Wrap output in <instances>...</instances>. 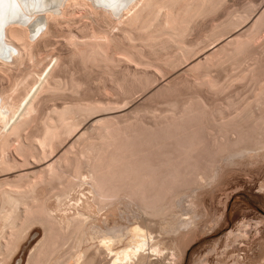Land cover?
Listing matches in <instances>:
<instances>
[{"label":"bare ground","instance_id":"obj_1","mask_svg":"<svg viewBox=\"0 0 264 264\" xmlns=\"http://www.w3.org/2000/svg\"><path fill=\"white\" fill-rule=\"evenodd\" d=\"M110 2L0 0V264L38 226L27 264H179L156 222L263 140L264 8ZM119 204L127 237L92 222Z\"/></svg>","mask_w":264,"mask_h":264},{"label":"rangeland","instance_id":"obj_2","mask_svg":"<svg viewBox=\"0 0 264 264\" xmlns=\"http://www.w3.org/2000/svg\"><path fill=\"white\" fill-rule=\"evenodd\" d=\"M244 1L246 0H240L242 3ZM247 2H249V6L252 2L254 3L257 7L256 12L254 11L256 14L264 8V0H251V2L247 0L245 3L247 4ZM230 3L229 5L232 6ZM234 8L231 7L230 9ZM219 10L218 12L215 11L216 14L213 13V16L209 15V18L205 16L206 20L202 17V23L217 24L223 21L225 19V17L221 18L223 11ZM73 15L71 21L75 22H72V27L82 23V21H87L86 17L82 16L81 13L79 14V10H76ZM78 16L80 18H77ZM75 18L76 20H74ZM245 26H243L244 29ZM240 29L244 30L242 27L236 30L241 32ZM196 31L195 34L200 32L199 29ZM198 36H201V32ZM54 37L53 40L57 43L54 42L55 44L50 46L59 47L60 36ZM260 58L264 60L262 56ZM19 68L22 69L23 66L21 65ZM247 84L250 86V83H245L244 86L238 88L245 92V88L248 87ZM242 90L236 89L238 96L243 95ZM235 94L232 96L237 99V94ZM261 133L264 135V132ZM262 134L259 136L261 137ZM261 139L263 140L259 142L258 148L256 146L253 151H243L238 155L236 154V157L233 155L221 167L218 166L214 170L213 181L210 180L207 184L197 185L195 188L193 185L194 190L190 188L188 192L196 193L194 194L195 197L183 195L182 198L181 196L178 197L179 199L176 198L171 208L169 206V210L167 209L171 212H165L168 216L165 215L166 217L163 218V215L162 220L156 222L157 225L154 226L156 232L154 231L152 236H156L161 241L158 245L159 248H163L173 239V246L179 251H183L179 264H264V136ZM124 205L127 206L128 204H122V206L119 204L111 216L93 217V224L101 228L115 227L118 231L120 230V233H125L124 237H127L126 230L138 221V218L134 208L132 209L133 206L128 205L129 208H127ZM95 218L97 219L94 220ZM184 222L188 223L185 224ZM42 237V230L38 226L22 240L12 259L6 264H27L30 251ZM163 253L166 251L163 250ZM152 257L155 259L153 255L151 259H153ZM167 258L170 257L167 256ZM163 262L167 264L168 261L165 259Z\"/></svg>","mask_w":264,"mask_h":264},{"label":"snow or ice","instance_id":"obj_3","mask_svg":"<svg viewBox=\"0 0 264 264\" xmlns=\"http://www.w3.org/2000/svg\"><path fill=\"white\" fill-rule=\"evenodd\" d=\"M35 4H36V6H39L41 4V0H35ZM106 6H112L110 0Z\"/></svg>","mask_w":264,"mask_h":264},{"label":"water","instance_id":"obj_4","mask_svg":"<svg viewBox=\"0 0 264 264\" xmlns=\"http://www.w3.org/2000/svg\"><path fill=\"white\" fill-rule=\"evenodd\" d=\"M0 46H2L1 43H0Z\"/></svg>","mask_w":264,"mask_h":264}]
</instances>
